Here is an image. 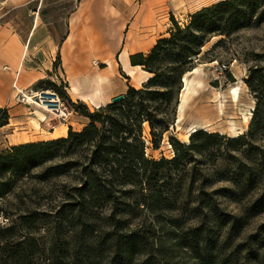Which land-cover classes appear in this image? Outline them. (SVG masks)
Returning a JSON list of instances; mask_svg holds the SVG:
<instances>
[{"label":"rangeland","instance_id":"374dc122","mask_svg":"<svg viewBox=\"0 0 264 264\" xmlns=\"http://www.w3.org/2000/svg\"><path fill=\"white\" fill-rule=\"evenodd\" d=\"M220 1L224 0H0V103H3L0 108L8 110L9 123L12 122L0 128V155L12 146L58 140L65 138L69 129L82 130L88 120L67 102L68 98L73 104L81 102L90 112L96 108L90 107L86 100L73 101L76 96L72 85L79 83L80 93H90V85L93 86L100 75L104 78L101 94L108 97L119 96L128 86L141 88L148 75L140 67L130 68V57L139 53L147 56L158 40L169 36L174 24L183 28L192 14ZM254 54L261 56L257 60L263 64L264 20L241 28L230 37H211L195 58L192 73L184 75L190 91L179 111L180 93L176 122L163 136L158 150H153L149 129L144 126L147 158L156 162L161 158L171 160L175 151L169 138L188 144L194 130L225 138L237 137L238 131H242L241 135L247 134L257 105V120L264 117V99L258 100L244 82L249 68L255 65ZM124 55L127 68L123 63ZM74 64L86 71L80 73ZM116 64L119 70L113 71ZM37 77L39 79L34 81ZM26 82L34 83L23 88ZM50 84L57 86L62 95H57ZM44 92L55 95L42 96L45 100L56 99L57 108L64 116L44 113L47 120H41V108L34 102L40 103L41 99L35 94ZM248 141L263 147L264 135L257 133ZM84 150H78L82 157ZM255 153L252 148L245 149L244 156L239 152L230 154L248 162L247 158H253ZM55 154L57 164H66V149L60 148ZM188 159L190 162L185 167L149 168L150 186L162 192L159 222L142 205H136L141 204L147 192L129 186L118 195L121 204L130 206H119L123 213L119 215L125 216L127 226L150 225L154 229L160 222H168L169 216H177L187 226L193 222L190 210L202 190L210 194L221 188L234 189L228 178L236 161L223 146L215 155L191 154ZM42 170L33 169L18 180L15 190L22 195V208L55 214L63 204L70 202L67 197L77 185L76 173L72 167H65L58 176L41 181L38 176ZM235 192V199L213 196L221 212L236 218V230L230 232L231 222L225 227H215L213 219L207 220L211 237L218 244L228 240L231 247L257 234L259 226L264 224V214L244 218L242 210L252 195ZM42 236L46 237L44 232ZM160 245L166 246V253L176 261L186 262L185 250L165 240L157 242L155 249ZM246 255L240 254V258Z\"/></svg>","mask_w":264,"mask_h":264},{"label":"trees","instance_id":"16d2710c","mask_svg":"<svg viewBox=\"0 0 264 264\" xmlns=\"http://www.w3.org/2000/svg\"><path fill=\"white\" fill-rule=\"evenodd\" d=\"M263 20L264 0H224L200 9L183 28L174 24L169 36L158 40L147 56L139 53L130 57L132 67H140L151 76L139 89L128 86L122 101L90 112L81 102L73 104L68 98L67 102L88 120L81 132L69 129L65 138L16 145L1 154L0 264H264V224L257 234L234 247L228 240L218 244L207 224L212 219L215 227L231 222L230 232L236 230V218L221 212L213 196L235 199V190L252 195L242 210L245 219L264 214V146L248 141L257 133L264 135V117L257 120L256 116L258 105L247 134L225 138L198 130L189 136L188 144L170 137L175 151L171 160L148 159L143 139L147 125L150 144L153 150L159 149L163 136L176 122L182 79L194 68L195 58L211 37H230ZM260 58L253 55L255 65L244 80L258 100L264 99V63L258 62ZM50 85L62 95L57 86ZM9 118L8 110L0 108V128L8 125ZM222 146L236 161L228 178L234 189L221 188L210 194L202 190L190 210L193 222L187 226L177 216H169L168 222H160L154 229L150 225L127 226L119 206H130L121 204L118 197L126 187H139L148 193L136 205H142L159 222L162 192L150 186L149 168L185 167L191 154L215 155ZM60 148L67 150L64 165L56 163L55 151ZM81 148L85 149L83 157L78 152ZM252 148L256 153L248 162L230 154L244 156L245 149ZM65 167L76 173L77 185L67 197L70 202L55 214L22 208V195L15 190L18 180L33 169L43 168L38 178L46 181ZM163 240L185 250L186 262L167 254L166 246L155 249ZM243 253L247 255L240 258Z\"/></svg>","mask_w":264,"mask_h":264},{"label":"bare ground","instance_id":"6f19581e","mask_svg":"<svg viewBox=\"0 0 264 264\" xmlns=\"http://www.w3.org/2000/svg\"><path fill=\"white\" fill-rule=\"evenodd\" d=\"M75 66L76 65H74V67ZM84 70L86 71V69H84ZM84 70H82L81 67H79V70L78 71L80 73H82V72H85ZM191 73L192 72H189L188 74H191ZM103 75H104V73H103ZM147 75L148 76H147V78H146V80L144 82H146L147 79H149V77L151 76L150 74H147ZM81 83H83V81ZM78 84L79 83H76V84L72 85V91L75 92V94H77V95L81 96L82 98H84L85 100H87V99L94 100L95 98H98L99 96H101L102 86L104 84V78L101 77L100 75L96 77L95 82H94V85L93 86L90 85V88H89L90 89V93H80V91L82 90V88H80V85H78ZM183 84L184 85H183V89L181 91V96H180L179 111L181 110V107H182L181 104H183L184 99L186 98V96L188 95V93L190 91L189 83H188V81H187V79L185 77L183 78ZM42 95H50V96H53L49 92L36 93L35 94V97L39 96V98L41 99V102H40L41 104L40 103H37V102H34V103L37 104V107L38 108H41V112H39V114H40V117H41V120L42 121H46L47 120L46 114H44V113H48V114L54 115L56 117H58V116H64L63 111H61L60 108H57V102L58 101L56 99H53V98H50L49 97L47 100H45L44 99V96H42ZM236 95H237L236 90H234L233 91V97L236 98ZM57 113H59V114H57ZM196 131L197 130H194L193 132H196ZM76 132H81V129L76 130ZM241 134H242V131H238L237 132V136H239Z\"/></svg>","mask_w":264,"mask_h":264},{"label":"crops","instance_id":"0c3cea01","mask_svg":"<svg viewBox=\"0 0 264 264\" xmlns=\"http://www.w3.org/2000/svg\"><path fill=\"white\" fill-rule=\"evenodd\" d=\"M32 34V33H31ZM123 63H124V66H125V68H127V63H126V61H127V56L126 55H124L123 56ZM22 63H23V61H22ZM74 65H76V64H74ZM77 67H79L80 65H76ZM130 68H135V67H130ZM119 70V68H118V65L116 64V66L113 68V71H118ZM29 74V73H28ZM30 75H32V73L30 74ZM24 77V76H23ZM37 79H39L38 77L37 78H35L34 79V81H36ZM32 83H34V82H30L29 84H27V82L24 84V87L23 88H26V87H28V86H30V85H32ZM78 85H80V84H78ZM81 88H82V86H80ZM128 88H126V90H127ZM126 92V91H125ZM125 92H121V93H119L118 95H123V94H125ZM75 94V93H74ZM75 98H74V100L73 101H76V100H79V101H85V99L84 98H82L81 96H79V95H77V94H75ZM112 98H114V96L113 97H108V96H106L105 94H101V96H99L98 98H95L94 100H90V99H87L86 101L88 102V104H89V106L90 107H93V108H99V107H101V106H105V105H107V104H109V103H111V99ZM71 99H73L72 97H71ZM83 99V100H82ZM0 105H3V103H0ZM10 124H12V122L10 121V123H9V125L8 126H10ZM64 135V134H63ZM52 136V135H51ZM48 139V138H47Z\"/></svg>","mask_w":264,"mask_h":264},{"label":"water","instance_id":"95a60500","mask_svg":"<svg viewBox=\"0 0 264 264\" xmlns=\"http://www.w3.org/2000/svg\"><path fill=\"white\" fill-rule=\"evenodd\" d=\"M182 83H183V80H182ZM53 97H55V95H53ZM123 98H124L123 95L116 96V97L111 99V103H113V104L119 103L120 101L123 100Z\"/></svg>","mask_w":264,"mask_h":264},{"label":"built area","instance_id":"2783aa9c","mask_svg":"<svg viewBox=\"0 0 264 264\" xmlns=\"http://www.w3.org/2000/svg\"><path fill=\"white\" fill-rule=\"evenodd\" d=\"M60 107V105H58Z\"/></svg>","mask_w":264,"mask_h":264}]
</instances>
